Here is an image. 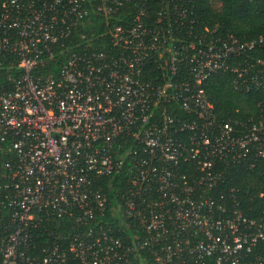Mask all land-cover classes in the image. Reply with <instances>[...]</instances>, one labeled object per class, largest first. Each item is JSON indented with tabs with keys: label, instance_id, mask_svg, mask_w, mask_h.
Segmentation results:
<instances>
[{
	"label": "built area",
	"instance_id": "1",
	"mask_svg": "<svg viewBox=\"0 0 264 264\" xmlns=\"http://www.w3.org/2000/svg\"><path fill=\"white\" fill-rule=\"evenodd\" d=\"M157 1L0 0V264H264V222L225 187L231 165L264 175V108L219 121L202 88L263 90L241 56L264 34L196 35Z\"/></svg>",
	"mask_w": 264,
	"mask_h": 264
},
{
	"label": "trees",
	"instance_id": "2",
	"mask_svg": "<svg viewBox=\"0 0 264 264\" xmlns=\"http://www.w3.org/2000/svg\"><path fill=\"white\" fill-rule=\"evenodd\" d=\"M178 5L189 12L193 20L191 31L202 36H220L231 34L238 40H249L264 34V0H178ZM133 3L123 4L117 10L115 21L121 23L130 12ZM157 0H144V8L150 16L157 11ZM101 19L92 15L90 24L83 31L86 38L96 48L103 49L101 41L96 38L102 32ZM241 58L264 60V47L253 48ZM240 62V60L238 61ZM230 72L216 73L207 78L202 88L207 101L213 108L217 120H244L257 113V105L264 108V89L259 91L242 92L231 86ZM225 187H235L239 200V209L244 216L264 222V175L257 169L247 170L243 165L227 167V182ZM110 199L113 189H106ZM107 225L116 228V220L109 218V213L103 219ZM260 252H264V243L259 245ZM132 264H138L133 261Z\"/></svg>",
	"mask_w": 264,
	"mask_h": 264
}]
</instances>
